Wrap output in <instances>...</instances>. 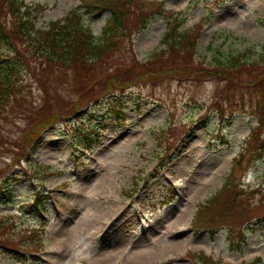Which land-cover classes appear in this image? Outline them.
Wrapping results in <instances>:
<instances>
[{
    "label": "rangeland",
    "instance_id": "374dc122",
    "mask_svg": "<svg viewBox=\"0 0 264 264\" xmlns=\"http://www.w3.org/2000/svg\"><path fill=\"white\" fill-rule=\"evenodd\" d=\"M82 1L24 4L42 8L34 13L35 26L46 28ZM161 1L164 12L121 41L118 55L128 56L131 46L138 60H147L166 48L162 39L169 18L181 21L179 31L201 24L198 61L209 63L219 52L255 60L264 52V0ZM108 15L105 11L94 19L82 14V23L101 38ZM214 75L182 78V85L172 79L155 87L134 86L119 117L104 112L103 104L94 107V117L67 114L39 132V141L28 143L25 156L22 138L32 122L50 107L65 110L76 97L69 78L66 83L52 80L60 73L50 77V94L26 74L19 103L2 113L11 121L0 130V182L10 176L18 181L11 199L0 195V225L12 245L16 241L15 247L35 249L33 255L15 257L0 247V264H196L193 254L201 253L231 264H264V220L243 225L246 240L239 249L230 247L223 227L210 233L191 226L198 204L219 189L232 168L239 188L264 187V152L259 158L253 149L250 163L232 166L254 128L263 141L264 128L252 112L264 109V102L244 85L230 96L217 93L223 84ZM262 86L264 91V80ZM45 99L47 106L34 114ZM211 102L222 107V118ZM28 115L34 120L28 122ZM171 125L177 136L168 145ZM38 190L45 197L42 212L27 205Z\"/></svg>",
    "mask_w": 264,
    "mask_h": 264
},
{
    "label": "trees",
    "instance_id": "16d2710c",
    "mask_svg": "<svg viewBox=\"0 0 264 264\" xmlns=\"http://www.w3.org/2000/svg\"><path fill=\"white\" fill-rule=\"evenodd\" d=\"M163 3L161 0H83L79 7L67 11L62 19L52 21L46 28H39L35 26L34 13H39L42 8L29 7L24 4V0H0V130H3L5 123L11 121L2 113L6 108L12 110L13 102H18L17 95L24 93L21 89L25 86L23 79L26 74L43 93L50 94V77L57 73L61 77L57 76L53 81L66 83V78H69L73 85L71 93L76 91L75 99H69L65 110L54 111L50 107L35 120L33 115L27 116L28 122L34 121L22 138L25 148L20 152L23 155L26 156L28 143L36 145L39 141V132L57 125L58 119L61 122L67 114L77 118L85 114L94 117V107L103 104L104 112L119 117L122 106L128 99L126 95L134 86L155 87V84L166 80L169 83L175 80L178 85H182L183 81H188L187 77L191 76V81H197L201 79L199 75L215 74L219 83L223 84L217 93L230 96L237 86L244 85L250 92L257 93L264 102V91L261 90L264 80V52L255 60H248L241 53L225 55L219 52L213 55V60L209 63L198 61L195 58V47L201 24L191 31H179L181 21L169 18L168 28L162 39L166 48L150 53L147 60H138L131 46L128 56L118 55L121 52L120 42L144 29L153 14H162ZM105 11L109 15L105 18L101 38H96L83 25L82 14L95 19L100 18ZM6 18H10V22L6 23ZM44 101L45 106L38 104L33 108L34 114L47 106L46 99ZM209 105L222 118V107L215 102ZM252 113L258 118V126L262 125L264 128V109L259 110L258 107ZM172 128L171 125L168 129V145L177 136L174 135L177 127ZM254 130L255 128L234 158L233 167H239L243 161L250 163L254 158L253 149H257L256 156L259 158L263 154L264 138L259 142ZM1 137L0 135V139ZM14 153L16 155L19 152L15 150ZM49 174L50 172L45 173L43 178ZM17 179L11 176L4 178L0 182V195L11 199L10 190L17 184ZM240 185L242 186L235 178L232 168L219 189L198 204L191 221L195 231L214 233L218 228H225L232 249H239L245 243L246 232L243 231V225L253 219L264 220V187L245 190L239 188ZM33 197L28 202V207L35 206L42 212L45 197L40 190ZM0 227V247L3 252L15 257L32 254L34 247H15L16 241L12 245L11 235L3 236L5 228ZM32 236L33 233H30L26 239ZM193 255L197 260L196 264H231L203 253Z\"/></svg>",
    "mask_w": 264,
    "mask_h": 264
},
{
    "label": "bare ground",
    "instance_id": "6f19581e",
    "mask_svg": "<svg viewBox=\"0 0 264 264\" xmlns=\"http://www.w3.org/2000/svg\"><path fill=\"white\" fill-rule=\"evenodd\" d=\"M153 239H155V238H152V239H150V240H153ZM154 241H155V240H154ZM148 254H151V252L148 251V252H147V255H148ZM138 255L141 256V253H137L135 257L137 258ZM106 261H107V259H106V260H104V258L101 259V262H103V263H106Z\"/></svg>",
    "mask_w": 264,
    "mask_h": 264
}]
</instances>
